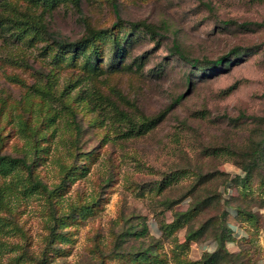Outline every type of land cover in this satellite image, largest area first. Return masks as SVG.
Instances as JSON below:
<instances>
[{"label":"rangeland","instance_id":"obj_1","mask_svg":"<svg viewBox=\"0 0 264 264\" xmlns=\"http://www.w3.org/2000/svg\"><path fill=\"white\" fill-rule=\"evenodd\" d=\"M40 13L57 38L113 23L126 36L116 63L107 40L93 67L57 61L51 35H0V153L30 157L35 142L31 175L47 189L66 165L87 167L49 197L24 168L0 170V264H180L217 246L222 221L232 228L214 264H264V161L243 169L264 138V0H62Z\"/></svg>","mask_w":264,"mask_h":264},{"label":"trees","instance_id":"obj_2","mask_svg":"<svg viewBox=\"0 0 264 264\" xmlns=\"http://www.w3.org/2000/svg\"><path fill=\"white\" fill-rule=\"evenodd\" d=\"M59 1L62 0H28L31 6L33 7L40 6L41 12L53 6ZM68 1L71 2V4L75 7V9L77 10L79 9V0H68ZM8 8L12 10L11 13H8L6 11ZM13 10L15 12H13ZM40 11L36 13L27 10L18 11L14 8L11 0H0V22H2L1 25L2 32H4L3 34L0 35L4 36L7 33V35L12 36L16 40L23 38L26 35H28V37L30 38L33 37L34 35H42V33L52 36V34L46 29L45 22L42 19ZM2 12H5V14H3ZM136 24H137L136 22H130V25L132 26H135ZM112 25L110 27L95 28L87 24L85 33L82 36L77 37L73 40H66L52 36L51 40L56 47L53 56L57 61H59L65 56V52H68L67 57L69 58V60L72 61L76 58V56L80 55L82 56L83 64L91 63L93 67H95V65L97 64V60L100 57L101 43L109 40L111 44L110 48L112 52V55L110 57V63L111 64L116 63L117 62L116 55L120 53V49L122 47L120 41L123 37L126 36V34L120 35L118 32L113 31ZM143 25L147 29L150 28L146 24ZM150 29L153 30L152 28ZM235 49L236 48H233L230 51L235 52ZM172 50L175 51L180 57L186 58L190 60L192 63L197 64L198 62L197 59L185 55L182 51L179 50L176 43H172ZM226 55L227 53H224L212 59H208V58L204 59L202 62L199 63L201 69H204L209 65L211 68H218L222 64L223 59H225ZM186 81L187 84H190L189 78H186ZM161 115L162 113L153 116L142 117L140 120H131L126 118L127 128L125 131L127 133L129 132L134 134L143 133L149 130L151 127H153L158 122ZM1 140L2 139L0 137V141ZM38 149L39 147L36 145L35 142H33V144L31 145L30 157L25 156V154H22L20 156H15V155H10L8 153H0V170H2L3 173H5V172H10L15 167L24 168L29 177L28 179L30 181V184H34L38 188L42 189L45 192L46 197H49L51 193L62 192V190L66 188L67 180L69 176L72 174L73 169L79 168L81 169V172H83L87 168L83 164L78 166V164H75L73 162L66 165L63 168V172L60 175L59 180L53 186H51L50 189H47L44 183L41 182V180L38 178L37 175L34 176L31 175V170H32L31 165L34 163V156ZM252 153L254 155L251 159L250 164L243 166L245 172L249 170V168L252 166L253 163L258 162L260 160L264 161V138H261L257 143H255ZM177 173H181V170H179V172H177V170H174L169 174H166L164 178L161 179L162 182L161 185L171 183V181H173L176 178V175H178ZM92 202L90 201L89 203H85V206L89 207L90 203ZM192 208L190 207L184 210L179 214V216L175 217L171 222L165 223L163 227L171 228L175 226L176 222L179 220V217L186 216L188 213H190L189 211ZM51 215H52L51 217L52 222L49 225V232L47 235L46 244L51 243L54 240V238L58 236V234L56 233L53 227V225L57 221L56 220L57 218L54 215V213H52ZM71 217H73L72 214ZM230 228L232 227L229 224L224 223V221L220 222L218 232L215 235L217 239V246L213 250L201 256L199 259H183L180 264H214L218 260V257L221 256V254L227 252L224 246V242L227 237V231ZM142 230L146 231V228L143 227ZM197 231L198 228L192 232H189L186 235V237L190 238L195 236L197 234Z\"/></svg>","mask_w":264,"mask_h":264}]
</instances>
